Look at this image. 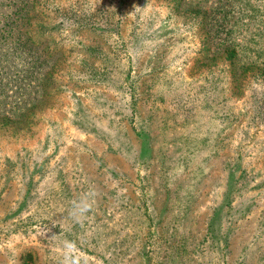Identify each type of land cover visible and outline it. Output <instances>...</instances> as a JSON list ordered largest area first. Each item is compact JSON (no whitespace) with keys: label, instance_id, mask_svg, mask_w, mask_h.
<instances>
[{"label":"rangeland","instance_id":"374dc122","mask_svg":"<svg viewBox=\"0 0 264 264\" xmlns=\"http://www.w3.org/2000/svg\"><path fill=\"white\" fill-rule=\"evenodd\" d=\"M17 6L0 264H264V0H0V29Z\"/></svg>","mask_w":264,"mask_h":264},{"label":"clouds","instance_id":"9594fccd","mask_svg":"<svg viewBox=\"0 0 264 264\" xmlns=\"http://www.w3.org/2000/svg\"><path fill=\"white\" fill-rule=\"evenodd\" d=\"M96 193L91 190L84 193L81 198L71 205L69 215L74 219H82L91 209V202ZM79 249L75 241L65 240L63 242V260L62 264H80Z\"/></svg>","mask_w":264,"mask_h":264},{"label":"trees","instance_id":"16d2710c","mask_svg":"<svg viewBox=\"0 0 264 264\" xmlns=\"http://www.w3.org/2000/svg\"><path fill=\"white\" fill-rule=\"evenodd\" d=\"M27 10H29V8L26 6H17L12 9L11 13L4 14L3 17L7 25L0 29V33L6 32L7 29H20L22 27V23H24L23 20ZM190 12H193L196 15L199 13V10L190 9Z\"/></svg>","mask_w":264,"mask_h":264}]
</instances>
